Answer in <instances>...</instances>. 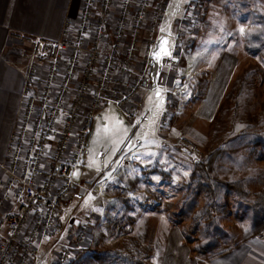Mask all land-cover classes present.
<instances>
[{"label": "rangeland", "instance_id": "1", "mask_svg": "<svg viewBox=\"0 0 264 264\" xmlns=\"http://www.w3.org/2000/svg\"><path fill=\"white\" fill-rule=\"evenodd\" d=\"M215 5L224 12L219 15L223 19L212 16ZM153 15L157 16L156 23L148 19L137 32H125L126 38L135 37L138 42L133 69L147 73L149 88L140 89L136 98L122 108L130 115L109 103L91 119L82 164L61 213L71 236L84 233L85 238L79 246L71 245V236L59 240L56 252L69 250L63 264H183L181 253L184 258L202 263L253 234L252 209L260 212L264 207V159L254 160L251 152L260 151L261 145L237 144L232 137L242 130L264 134V49L251 54L245 48L248 38L264 35V0H152L149 17ZM207 16L210 27L205 23ZM116 18L114 13L112 22ZM202 29L204 38L218 35L212 41L216 52L211 49L199 58L205 64L204 74L199 69L194 74L182 73L178 68ZM164 35L170 38L168 53L171 49L177 51L176 61L169 65L164 55L162 66L152 74L154 59L150 51ZM195 63L190 62V70ZM228 66L233 69L232 80L222 101L215 104L212 119L209 122L199 115V120H194L204 111L210 115L217 97L205 98L195 108L189 104L190 99L202 97L206 77L216 67L222 79L220 71ZM45 71V66L39 69L41 78ZM240 77H245L246 95L242 93L238 101L227 100L234 81ZM116 78L123 81L129 76L118 74ZM42 89L38 84L34 92ZM222 91L216 90L218 94ZM162 113L166 125L158 127ZM84 122L80 118L78 124ZM218 147L224 150L218 162V177L224 181L243 180L247 195L242 198L251 208L238 206L231 191L219 190L214 199L218 206L209 210L222 228L217 236L219 246L212 254L199 248L208 241L202 236L204 222L195 220L208 209V197L201 190L194 193L189 185L194 165ZM5 172L0 197L8 178ZM10 207L1 206L0 221ZM48 257L52 264V253Z\"/></svg>", "mask_w": 264, "mask_h": 264}, {"label": "built area", "instance_id": "2", "mask_svg": "<svg viewBox=\"0 0 264 264\" xmlns=\"http://www.w3.org/2000/svg\"><path fill=\"white\" fill-rule=\"evenodd\" d=\"M151 1L83 0L78 19L66 17L58 37L32 40L25 99L5 147L8 178L0 210L3 204L11 209L0 221V264H49L50 253L52 264H63L69 257V250L55 248L71 236L62 207L82 164L91 119L109 103L130 115L122 108L150 86L147 73L133 69L138 42L125 32H137L148 19L156 23L157 16L149 17ZM165 57L174 65L177 51ZM118 74L129 79L119 81ZM38 84L43 89L35 93ZM166 121L162 113L157 126ZM84 238L71 236V245Z\"/></svg>", "mask_w": 264, "mask_h": 264}, {"label": "crops", "instance_id": "3", "mask_svg": "<svg viewBox=\"0 0 264 264\" xmlns=\"http://www.w3.org/2000/svg\"><path fill=\"white\" fill-rule=\"evenodd\" d=\"M82 3L83 0H0V183L1 179L5 175L7 176L6 169H3L6 143L11 130L16 126L25 99L23 90L27 66L31 60V42L36 37H58L66 17L73 20L78 19ZM213 8L212 12L214 14L212 16L223 19L222 16H219L222 15V9L221 12L217 5ZM210 14L207 15L210 16ZM208 16L206 17V24H208ZM211 21H214L212 26L216 25L212 17ZM208 26L210 27L209 24ZM204 31L202 29L198 32L191 52L186 54L183 64L178 68L182 73L194 74L198 69L201 75L205 73L203 72L205 71V64L199 58L207 53L209 54L211 49L214 48L212 41H215L218 35L210 39L204 38ZM240 38L242 41V36ZM169 39L163 36L150 51L151 59H154V72L152 74L156 73L158 68L162 66L164 55L161 50L168 52ZM215 50L212 53H215ZM224 51L223 49L221 52L222 56ZM191 61L196 62L195 67L192 69H196L194 71L190 70ZM216 70L217 67L206 77V88L202 97L200 99L195 97V99L189 101V104L195 108L199 104H203L205 98H215L216 96V101H212L213 107L210 110L212 113L207 115L204 111V115L198 114L196 119L194 117V120L198 121L200 115V119H206L210 122L216 109L215 104L222 101V95L232 80L230 77L233 69L230 66L221 69L220 76L223 75L222 79L218 78ZM219 88L223 90L220 94L216 92ZM162 109H164V105ZM137 142H143V140ZM139 147L142 148L143 143ZM147 151L149 152V148ZM182 254L180 256L183 264H264V228L258 233L243 236L228 250L216 254L202 263L193 261L188 257L184 258Z\"/></svg>", "mask_w": 264, "mask_h": 264}, {"label": "trees", "instance_id": "4", "mask_svg": "<svg viewBox=\"0 0 264 264\" xmlns=\"http://www.w3.org/2000/svg\"><path fill=\"white\" fill-rule=\"evenodd\" d=\"M245 48L251 54L259 52L261 49H264V35H254L247 39ZM245 77H240L236 79L229 90L226 99H237L238 96H245L247 91V86L243 81ZM246 90V91H245ZM217 130V129H216ZM218 131V130H217ZM252 134V135H250ZM233 140L237 142V144H249V146H254L256 143L261 145V150H251L254 160L262 161L264 159V134H258L255 132H249L246 130H242L234 134ZM221 148H215L214 150L208 151L206 155L201 158L195 165L192 173L190 174V185L189 189L194 191L201 190L205 193V196L208 197V203L205 212L201 213V215L196 217V223L204 222V230H203V239L208 242L201 243L199 248L203 253L209 252L213 254V250L219 246L217 236L222 233V228L218 225L217 219L215 215L209 211L210 208L216 205L214 199L215 196L218 195L219 190H227L231 191L237 203H240L238 206L243 207L245 210L250 209L249 204L246 203V200L242 198V196H246L247 191L244 188V181H224L218 177L217 167L218 162L221 159V156L224 155V150ZM226 154V153H225ZM244 199V200H243ZM244 201L245 203H242ZM261 211L252 209V214L250 216V231L252 233H258L260 230L264 228V207H261ZM205 213V216H204ZM219 253V252H218ZM222 253V252H220Z\"/></svg>", "mask_w": 264, "mask_h": 264}, {"label": "snow or ice", "instance_id": "5", "mask_svg": "<svg viewBox=\"0 0 264 264\" xmlns=\"http://www.w3.org/2000/svg\"><path fill=\"white\" fill-rule=\"evenodd\" d=\"M163 55H169V53L167 51H162ZM157 95H159V93H157Z\"/></svg>", "mask_w": 264, "mask_h": 264}, {"label": "water", "instance_id": "6", "mask_svg": "<svg viewBox=\"0 0 264 264\" xmlns=\"http://www.w3.org/2000/svg\"><path fill=\"white\" fill-rule=\"evenodd\" d=\"M151 77L153 78V81H155V76H153V75L151 74Z\"/></svg>", "mask_w": 264, "mask_h": 264}, {"label": "flooded vegetation", "instance_id": "7", "mask_svg": "<svg viewBox=\"0 0 264 264\" xmlns=\"http://www.w3.org/2000/svg\"><path fill=\"white\" fill-rule=\"evenodd\" d=\"M164 57V56H163Z\"/></svg>", "mask_w": 264, "mask_h": 264}]
</instances>
